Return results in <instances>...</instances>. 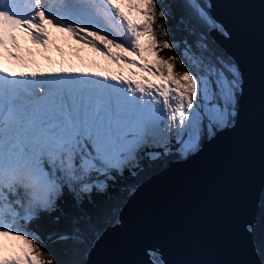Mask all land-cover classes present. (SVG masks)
<instances>
[{
	"label": "snow or ice",
	"instance_id": "obj_1",
	"mask_svg": "<svg viewBox=\"0 0 264 264\" xmlns=\"http://www.w3.org/2000/svg\"><path fill=\"white\" fill-rule=\"evenodd\" d=\"M0 264H264V0H0Z\"/></svg>",
	"mask_w": 264,
	"mask_h": 264
},
{
	"label": "rangeland",
	"instance_id": "obj_2",
	"mask_svg": "<svg viewBox=\"0 0 264 264\" xmlns=\"http://www.w3.org/2000/svg\"><path fill=\"white\" fill-rule=\"evenodd\" d=\"M135 15V14H134ZM64 37H58L60 38V46L65 48L66 50L70 47L72 49H78L79 48V45L78 44H75L73 43L71 40H69L64 34H63ZM82 53H84L85 55H88V51L87 50H82L81 51ZM85 57V56H84ZM101 59V58H100ZM149 61H153L155 59V57H148ZM113 66V65H111ZM19 244H21V242H17Z\"/></svg>",
	"mask_w": 264,
	"mask_h": 264
},
{
	"label": "trees",
	"instance_id": "obj_3",
	"mask_svg": "<svg viewBox=\"0 0 264 264\" xmlns=\"http://www.w3.org/2000/svg\"><path fill=\"white\" fill-rule=\"evenodd\" d=\"M168 53H166V52H161V53H158V55H167ZM19 242H21V244L23 243L22 241H19Z\"/></svg>",
	"mask_w": 264,
	"mask_h": 264
},
{
	"label": "bare ground",
	"instance_id": "obj_4",
	"mask_svg": "<svg viewBox=\"0 0 264 264\" xmlns=\"http://www.w3.org/2000/svg\"><path fill=\"white\" fill-rule=\"evenodd\" d=\"M42 63V62H41Z\"/></svg>",
	"mask_w": 264,
	"mask_h": 264
}]
</instances>
